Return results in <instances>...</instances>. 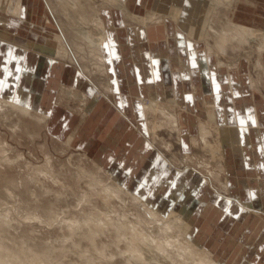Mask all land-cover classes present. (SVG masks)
<instances>
[{"label":"rangeland","instance_id":"1","mask_svg":"<svg viewBox=\"0 0 264 264\" xmlns=\"http://www.w3.org/2000/svg\"><path fill=\"white\" fill-rule=\"evenodd\" d=\"M175 1L178 4V0L172 2ZM197 1H202V8H206L201 35L196 41L200 47L195 52L205 64L209 62L206 73L204 72L203 75L208 79L205 91H199L197 88L196 94H189V100H178L174 93L175 90L173 88L167 90L166 86L162 94L145 92L143 95L135 96L132 102L128 101L129 104L136 103L138 109L136 115V112L131 113L129 109H124L117 102H113L111 94L105 90L104 86L108 82L107 75L101 74L96 68L94 63L96 56L93 52L84 43L82 45L84 49L81 52L74 48L75 43L82 44L81 39L74 37V32L79 30L81 25L78 24L79 15L76 11L69 10L72 16L69 15V18L73 19V25L71 20L68 21L61 13L57 0H24L22 20L9 15V23L3 24L7 28V33L11 35L10 40L0 36V95L13 98L14 93L10 96L3 91L8 86L14 88L13 85H15L7 84L9 77H5V74L6 71L11 70L3 67L2 46L15 48L23 54L27 49L26 51H29L27 54L30 55L36 54V51L48 56L52 55L49 52L35 50L24 45L32 37L41 36L38 29H35L36 27L27 25L28 22L24 24L27 19H31L33 24L42 22L44 27L42 36L47 34L62 36L68 49V55L64 58L57 56L54 60L70 68H65L64 75L59 77L56 83L50 76L52 69L41 65L34 69L36 79L32 81L33 85H30L31 82L26 84L30 91V96L27 93L30 105H34V109H39V103L42 104L40 109L45 111V122L39 123L29 115L20 116L4 104H1L4 106L0 105V159H3L0 160V216L9 218V231L4 234L5 237L3 236L5 242L15 241L14 246H17L24 241L22 245L34 246L40 252L51 251L53 262L58 260L65 264L74 262L82 264L81 253H85L84 249L88 248V242L82 239L81 229L69 235L66 225L73 217L81 221L84 217L83 211L88 213L94 206L102 212H107L106 214L114 221L128 219L126 221L136 222L137 216L143 215V211L132 205L128 199L120 202L112 198L109 207H106L98 196L91 197L87 202L83 201V195L90 191L87 174L91 172L94 176H98L104 184L116 178L130 193H136L137 190L143 191L150 202L152 201V206L160 208L165 214L170 211L181 213L184 210L182 204H185L190 211H193L191 226L187 230L188 237H193L198 246L208 249L218 261H221H219L221 264H264V209L256 203H247L246 185L244 186L241 181V179L251 178L249 185L255 188L256 184L252 179L258 182L264 178L256 174L259 172L257 169L255 171L252 168L246 170L241 163L232 164L227 155V151L230 150L226 146H224L226 147L223 154L224 160L221 152L205 146L197 135L199 126L197 123L209 122L208 128L211 132L207 137L208 142L212 147H216L222 141L221 136L216 133L217 127L222 126V122L229 125L232 117L230 118L229 113L227 118L223 116L224 121H222L217 109L224 108L225 112V103L231 108L233 102H236V96L243 93L242 86L244 91L247 90L251 94L255 93L264 97L262 70L256 66L257 45L254 41H249L240 47L235 45L227 47L223 53L218 54H213V52L208 54L205 45L206 34L209 35L208 42L213 47L214 35L225 29L229 21L242 23L241 25L247 27L264 29V20L256 19L259 11L261 12L259 15L264 17V4L261 8L258 6L264 3V0H232L227 7L221 6L216 10L208 5L213 0ZM97 4L100 6V1H97ZM101 8L103 11L112 9V11L119 10L120 12L118 6L114 7L109 4ZM127 9L126 12H120V14L124 25L129 28L144 26L140 24L141 21H133V16L142 19L152 13H155L154 17L162 14L148 4L136 12L128 6ZM163 17L168 19L166 15ZM171 23L175 27V23ZM209 27H212V30ZM5 28L0 21V35ZM66 29L72 31L68 32ZM38 40L42 41V37H38ZM205 58L208 59L207 62ZM24 64L25 62L22 69ZM180 65H182L181 62ZM213 71L215 75L227 72V79L228 75H231L230 72L235 74L237 84L230 90L227 82L219 83L220 79H216L217 83L213 85ZM240 81L244 85L242 83L238 85ZM222 90L227 93V99L222 98ZM37 92L40 93L42 99L34 100ZM168 96L175 98V102L164 106L167 101H173L169 100ZM217 96L221 97L223 106L215 100ZM105 100L112 104L113 111L120 117H118L121 120L120 125L126 126V128L117 126L116 133L120 138L116 142L110 141L109 138V131L114 127L112 125L116 119L109 117L100 125L102 122L99 111L91 112L93 106ZM150 101L158 106L163 104L165 114H159L158 111L156 113L144 111L145 104ZM33 112L37 111L33 110ZM166 112L175 119L173 130L163 124L168 118ZM210 113L213 114L212 121ZM154 122L161 125L160 129L156 130L155 136L152 135L150 128ZM97 128H100V131L96 132ZM176 128L181 130L178 135ZM237 130L241 137L240 129ZM131 132L137 136L136 142L138 143H135V138L133 139L132 136L131 140L129 136ZM70 136L72 139L68 142ZM123 138L129 141L125 142L126 147L123 143L119 144L124 141ZM194 138L197 144L192 142ZM49 164L50 166H47ZM98 167L101 169L98 170ZM150 171L154 173V177L146 179ZM82 172H85L84 176L78 177ZM53 174L54 177H52ZM211 174H214L212 175L214 177L217 174L218 177L213 179ZM236 179L240 180L239 184ZM228 186L232 189L229 190ZM260 198L264 206V195H260ZM235 203H239L240 206L239 204L234 206ZM247 209L250 211L248 212ZM30 212L36 213L38 217L41 216L40 219L29 217ZM51 213L56 218L52 221L46 220V215ZM149 227L152 228H149V232L154 229L156 233V225L150 224ZM96 239L98 244L110 243L116 241V233L107 230V233L101 234ZM124 245L125 243L122 245L119 243L118 246L123 252L126 251ZM108 249L109 252L118 251L114 243H111L106 250ZM143 251L147 261L150 260L153 261L152 263L149 261L150 264H156L155 258L159 256V253L146 248ZM93 256L96 257V254L94 253ZM164 257L160 256L157 259L162 264L166 262L170 264L169 259ZM122 258L120 255L108 258V260L97 258L95 263L130 264L134 262L131 264H135L136 260L124 262ZM136 262L145 264L143 261ZM185 264L192 263L186 262Z\"/></svg>","mask_w":264,"mask_h":264},{"label":"bare ground","instance_id":"2","mask_svg":"<svg viewBox=\"0 0 264 264\" xmlns=\"http://www.w3.org/2000/svg\"><path fill=\"white\" fill-rule=\"evenodd\" d=\"M97 1H100V6H98V4L96 5ZM231 1L232 0H213V1H210L208 5L211 6L212 9L214 8L216 10V9H219L221 6L227 7ZM23 2H24V0H0V21H1V24L4 26V28H5L4 24L7 22L9 23V17L11 15L14 16L15 18H17L18 20H22L21 19V12H22V6L24 5ZM57 3L61 9V13L65 16V18L68 21L71 20L73 25H74L73 19L69 18V15H70L69 10L72 9V10L76 11L79 15L77 21H78V24L80 23L81 25L79 27V30L74 32V37H75V39H77V38L81 39L82 44L79 42H78L79 45L77 43H75L76 45L74 46V48L76 49V51L81 52L84 49L82 47V45L84 43L93 52V54L96 56V60L94 61V63H95L96 68L98 69V71L100 70L101 74L107 75L108 59H107V56L105 53V47L107 46V39H108L107 36L108 35H107V30L105 28V21L102 20V18H101V15L103 12V8H101V7L109 4V5L114 6V7L118 6V8L120 9V12H126L128 10L127 6H126L129 3L128 0H57ZM164 15H166V14H164V12H162V14H160L159 16L156 15L157 17H154L155 13H152L151 15H146L142 19L133 16V21H135V22L141 21L140 24L144 25L143 27H145V28L150 27L149 25H151L152 27H155L159 24H161V25L164 24V21L166 20V19H164L165 17H163ZM30 20H28V19L25 20L24 24H26L28 22L27 25H30V26L32 25L33 28L36 27L35 29H38L39 34L41 36L32 37V39H30L27 43H24V45H26L32 49H35V50H39V51L42 50V51H46V52H49L50 54H52L51 56H48V55H45L44 53L42 54L41 52L36 51L37 52L36 55L38 57H40L41 59H44L45 61H52L57 56L59 58H64L65 56L68 55V49H67L66 44L64 42V39L62 38L61 35H58V34H52V35L47 34V35H45V34H43L45 36H42L43 29H44V27L42 26V22H40V24H38V23L33 24V23H31ZM244 23H246V22H244ZM241 24L232 23L231 21H229V25L226 26L225 29H223L221 32L216 33L214 35L213 47L208 42L209 35L206 34V40L205 39L204 40L206 41L205 45L207 48V53L208 54H210L212 52H213V54H218L219 52L223 53L227 47H233L234 45L237 47H240V46L248 43L249 41H254L255 44L257 45V48H256V50H257L256 66L258 69L261 70L262 69L261 56L264 53V29L258 28V27H247V26L241 25ZM44 25L46 27V24H44ZM23 28L25 29V27H23ZM209 28H210V30H212V27H209ZM6 29L7 28L4 29V32L1 33L0 36L10 40L11 35H9V33H7ZM66 31L70 32L72 30L69 31L66 29ZM10 32H12V31H10ZM213 32L215 33L214 29H213ZM38 37H42V41H39ZM26 50H25V55H27V52H29ZM205 61L207 62L208 59H206ZM208 63L209 62H207V64L203 63L202 68L206 67V69H207V66H209ZM109 66L110 65H108V67ZM66 68H68V67H66ZM211 69H213V68H211ZM43 73H45V72H43ZM20 76H22L24 79H27L28 82H31L30 85H33V82L35 80V76L32 72L29 73L28 65L26 63L24 64V68L22 69ZM28 78H30V80ZM107 81L108 82L104 84L105 90L111 94L112 93L111 81L109 79ZM227 83H228V88L229 87L232 88V84L230 81V75H228ZM251 83H253V82H251ZM253 86H254V84H253ZM24 91H25V88L21 84H19V86L16 87V89H15L13 98L12 97H4V96L0 95V105L4 104L5 107L12 109V111H14L15 113H17L20 116L29 115L30 117H32L34 120H36L39 123L45 122V120H46L45 111H42L40 108L34 109L33 106L30 105L31 104V102L29 101L30 98H27L26 100H24V98L22 96ZM18 95H21L23 99L16 100ZM29 96H30V94H29ZM38 98L39 97L36 96L34 98V100H36ZM80 99H82V98H80ZM164 99H166V97ZM168 99L173 100V101H171V102L167 101V103H164V106H167L166 104H171V103L175 102V98H173V97L168 96ZM83 100L85 101V99H83ZM123 102L124 101L122 100V103ZM158 103H159V101H158ZM4 105H1V106H4ZM164 106H163V104L158 106L156 103L154 104L153 102L150 101L149 103L145 104L144 111H149L151 113H156V111H158L159 114L160 113L165 114V112H164L165 107ZM168 107H169V105H168ZM133 109H135V106L133 107ZM33 110L37 111L38 113L33 112ZM166 114H167L168 118L164 121L163 124L173 130L175 127V126H173V124H175L174 123L175 119L172 115L168 114L167 112H166ZM210 117H211L210 119L212 121L213 114L210 113ZM197 124H199L198 129H197L198 133H199V134L197 133V135H199L198 138L205 146H208L210 148H214L213 149L214 151L221 152L222 155L225 153L226 147L233 154L234 153L241 154V152L243 151L242 147L240 145V143H241L240 140L246 139L247 133L245 134L243 132L244 136L241 133V137H240L239 131L237 130L238 128L232 129L231 127H227V126H218L216 133H218L221 136L222 141H220L216 147H212L210 142H208V140H207V137L211 132L210 129L208 128L209 122H206V123H202V122L199 123L198 122ZM160 127H161V125L158 122H154L151 124L150 128H151V133L153 136H155L156 130H158V128L160 129ZM254 130L256 133H258L259 127H255ZM176 131H177L176 132L177 135H178V133L180 134V132H181V130L178 128H176ZM181 142H182V140H181ZM192 142L196 143L195 138L192 139ZM224 146H226V147H224ZM223 159L225 160L224 155H223ZM0 160H3V159H0ZM47 166H50V164ZM100 169H101V167H98V170H100ZM87 173H88V171H87ZM48 174H50V173L48 172ZM83 174H85V172H82L81 174H79L78 177H83L84 176ZM212 175H214V174H211V176ZM216 176H217V174H216ZM52 177H54V174ZM87 177L89 179L90 191L83 195V198H82L83 201L87 202L90 200L91 197L98 196L101 198V201H103L104 205L106 207H109L110 202H111L110 199H112V198L118 199V200H120V202L121 201L123 202L124 199H128L132 203V205L139 207L143 211V215H141L142 214L141 213L140 214L141 216H139V217L137 216L136 222L131 221V220L126 221L128 219H125V221H114L112 217H110L106 214L107 212L105 213V212L100 211L99 209H97L98 207H96V206L92 207V209L88 206L90 208V212L85 213L83 211L84 214L83 213L82 214L84 215V217L81 221L75 220L76 219L75 217H73L75 219L72 218V220H70V221L67 218V220L69 222L66 221V222H68L66 227H67V230L69 232V235H73L77 229H81L82 230L81 231L82 239H85L88 242V244H87L88 248L84 249L85 253L84 252H83V254L81 253L82 264L85 262L88 264H94L96 262L95 259H97V258L102 259V260L103 259L108 260V258L111 259L116 255L122 256L123 257L122 260L124 259V262H127V261L130 262V260L131 261L136 260V261H143L145 264H150L149 263L150 260L147 261V259L144 257L145 256L144 255L145 252L143 251L144 248L149 249L153 252L154 251L158 252L159 258H160V256L161 257H163V256L167 257L169 259L170 264H185L186 262H191L192 264H221L220 263L221 261L219 260L220 261L219 262L215 258V255L212 254L208 249H206L202 246L201 247L198 246L196 244V242H194L195 240L193 239V237L192 238L188 237L189 232L187 230L191 226V222H192V218H193V211H190L185 206V204H182V207L184 208V210L181 213H178L176 211H170L168 214H165L160 208H158V207L156 208V207L152 206V203H151L152 201L150 202L147 195H145V193L143 191L137 190L136 193H130L127 188H125L123 185H121L119 183V179L112 178V180L110 179L111 180L110 182L104 184L98 176H94V174H92L91 172H89L87 174ZM149 177H150V179L151 178L153 179L154 174L151 173L149 175ZM215 177L212 176L213 179ZM242 180L243 179H241V181ZM252 180L256 184L255 188H253L252 186L249 185L250 179L242 181V183L245 182V185H246L245 189H247L246 193L248 195V199H246V201H247V203H253V204L256 203L257 206L264 209V206L262 205L263 200H262V198H260V195H262V194L264 195V189H262V188H264V180L261 179L258 182H256L255 179H252ZM236 182H237V184H239L240 180L236 179ZM259 182L261 183V185ZM96 187H98V188H96ZM228 188H229V190L232 189L231 186H228ZM94 200H96V199H94ZM91 204H92V202H91ZM238 204L239 203H235L234 206H238ZM239 206H240V204H239ZM111 207L112 206H110V208ZM78 210H79V208H78ZM82 210H81V212H82ZM142 211H139V212H142ZM249 211L250 210H248V212ZM49 212H51V211H49ZM49 212H48V214H49ZM81 212H79V213H81ZM10 213H12V212L10 211ZM108 213H109V211H108ZM57 215H58V212H57ZM59 215H60V213H59ZM28 216L31 218H34V219H37V218L40 219V217H41V216L40 217L36 216V213H32V212H30L28 214ZM46 216H45L46 220L49 219V221L50 220L52 221V219L56 218L55 216L52 215V213L50 215H46ZM31 218H29V219H31ZM63 218L65 219L64 216H63ZM124 218H126V217H124ZM124 218H123V220H124ZM133 223H135V224H133ZM55 224H57V223H55ZM150 224L156 225V227H157L156 233L153 231L154 229L151 230L153 232L148 231L149 228H151V227H149ZM8 228H9V218H7L6 216H0V264H65V263L58 261V260L53 262L51 260V251L46 250L47 252H44V251L40 252L34 246H28L26 244L22 245V244H24V241L21 243V245L18 244L17 246H14L15 241L5 242L4 241L5 239H3V236H4V234H6L9 231ZM107 230H108V232L114 231V233H116V241H111L110 243L107 242V243L98 244L99 242H97L96 238L98 236H100L101 234H104L105 232L107 233ZM77 236L79 237V235H77ZM75 238H77V237H75ZM71 243L77 244L74 242H71ZM111 243H114V247H115V249H118V251L117 250L116 251L111 250L109 252V249L106 250L107 247L111 246ZM119 243H121V245H122V243H125V245H124V250L126 249L125 252H123L122 249L118 247ZM77 247H79V246H77ZM94 253L96 254V257L93 256ZM147 258H149V257L147 256ZM157 258H155L156 264H162L160 262V260ZM117 260L118 259L116 258V261ZM136 261H135V264H137ZM100 262H103V261L100 260ZM150 262L152 263L153 261H150ZM131 263H134V262H130V264ZM70 264H75V262L70 263ZM166 264H167V262H166Z\"/></svg>","mask_w":264,"mask_h":264},{"label":"crops","instance_id":"3","mask_svg":"<svg viewBox=\"0 0 264 264\" xmlns=\"http://www.w3.org/2000/svg\"><path fill=\"white\" fill-rule=\"evenodd\" d=\"M172 1L173 0L128 1L129 5L127 6L133 10V12L140 10L145 4H148L152 9L156 8L157 12H164V14H166L168 19L164 21L163 25L159 24L155 27L150 26L146 29L143 27L129 28L125 26L122 20V15L118 10L112 11V9H105L102 12V18L106 22L105 28L107 30V35L109 36H107L109 40L107 39L105 53L108 59L107 78L111 81L112 87L111 98L113 102H117L120 107L129 109L131 113L136 112L135 115L138 110L137 105L136 103L131 102L134 100L135 96L143 95L145 92L162 94L166 86L167 90L170 88L175 90L174 93L178 100H189V94H196L197 88L199 91H205L206 89L208 79L203 76L206 67L202 68L203 63L205 62L204 60L199 59V55L195 54L196 50L200 47V45L195 42L197 41V37H200L201 35L200 33L202 23L205 20L206 8H202V1L193 0L188 2L187 0H183L182 2H179L180 0H178V4H176L177 1L174 2L175 4ZM262 4L264 3H261V5L258 4V6L261 8L263 7ZM259 13L261 12L259 11L257 13L256 19L263 21L264 17L260 16ZM170 21L175 23V27H173ZM191 26L196 27L193 28ZM2 48L3 50H1V53H3L4 59L3 67H7V70H11L9 72L6 71L5 74V77H9L7 84H15L13 85L14 88L8 86V88L3 91V93L9 94L10 96L15 92V89L19 84L25 88V91L22 94L24 100L27 99V93L29 95L30 91H28L29 88L26 85L29 82L27 79L20 76V71L24 62L28 65L29 73H33L34 69L41 65H44V67H50L52 69L50 76L53 79L52 81L56 83L58 79H60L59 77L63 76L64 70L67 67L55 60L45 61L36 54L25 55L15 48L7 46H2ZM180 62L182 65H180ZM261 62L264 90V53L261 56ZM108 65L110 66L108 67ZM226 73L227 72L215 75L213 71V85L217 83L216 79H220L219 83H226ZM230 74V81L233 88V86L237 84V80L235 74L231 72ZM34 76L36 79L35 74ZM74 80L79 81L77 78H74ZM39 81L41 80L39 79ZM241 83L242 82L240 81V84L238 85L243 84ZM183 86L185 87L183 88ZM232 88L230 87V90ZM241 89L243 93L236 96V102L232 101L233 104L231 108L225 103V112L223 111L224 108L219 107L217 109L222 121H224V115L227 118V114L230 113V118L232 117L229 125L222 122V126L235 127L240 129L241 133H247V138L240 140V145L243 150L241 154H233L230 151H227V155L232 164L241 163L246 170L249 168H252L253 170L257 169L259 171L257 174L263 177L264 97L255 93L251 94L247 90L244 91L243 86ZM22 96L18 95L16 100L23 99ZM37 96L39 98L36 100L42 99L38 92ZM221 96L222 98L224 97L227 99V93L223 92V90ZM226 99L225 101H227ZM122 100L124 101L123 103ZM215 100L219 101V105L223 106L221 103V97L217 96L215 97ZM128 101H131V104H129ZM133 105L135 106V109H133ZM38 106L39 108H42L41 103H39ZM95 111H99L102 122L100 125L106 122L109 117L116 119L112 125L114 127L109 131V138L112 142L119 141L120 136L116 133L117 126H120L121 128L123 126L126 128V126L120 125V117L113 111L112 104L106 100L102 101L99 105L93 106L91 112L94 113ZM255 127H259L258 133L255 132ZM98 131H100V128L96 129V132ZM101 132H103V130H101ZM131 133L129 135L131 140L133 137V139L135 138V143H138L136 142L137 136L135 133L133 132L132 135ZM244 133H242L243 136ZM124 138V141L119 142V144L123 143L126 147L127 143L125 142L129 141H126V138ZM71 139L70 136L68 142H70ZM151 173L154 174L150 171V174ZM148 176L145 178L150 179ZM243 185L245 186V182Z\"/></svg>","mask_w":264,"mask_h":264}]
</instances>
